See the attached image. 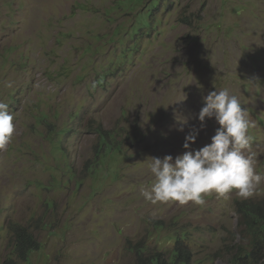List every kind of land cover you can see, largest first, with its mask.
Segmentation results:
<instances>
[{"label":"rangeland","instance_id":"1","mask_svg":"<svg viewBox=\"0 0 264 264\" xmlns=\"http://www.w3.org/2000/svg\"><path fill=\"white\" fill-rule=\"evenodd\" d=\"M221 89L248 111L245 155L264 176V0H0V101L15 126L0 151V264L17 262V226L40 246L20 264H132L129 248L167 254L182 234L190 264H227L245 199L141 195L149 158L182 155L194 130L189 150L211 142L218 124L197 117ZM106 131L121 150L98 160ZM248 199L264 201V183Z\"/></svg>","mask_w":264,"mask_h":264},{"label":"clouds","instance_id":"2","mask_svg":"<svg viewBox=\"0 0 264 264\" xmlns=\"http://www.w3.org/2000/svg\"><path fill=\"white\" fill-rule=\"evenodd\" d=\"M213 118L219 127L209 144L189 150L198 135V130H194L185 136L182 155L175 159L170 155L162 159L149 158L154 181L150 187L141 189L146 201L152 204L178 202L180 205L191 202L203 206L205 197L211 194L217 199H227L228 194L235 191L240 198L248 199L264 183V176L255 171V162L245 155L253 142L248 111L228 89L212 91L203 99L197 117L201 130L204 122ZM13 119L9 104L0 101V151L12 142Z\"/></svg>","mask_w":264,"mask_h":264},{"label":"trees","instance_id":"3","mask_svg":"<svg viewBox=\"0 0 264 264\" xmlns=\"http://www.w3.org/2000/svg\"><path fill=\"white\" fill-rule=\"evenodd\" d=\"M156 8L157 5H153L145 16H138L137 26L133 28L134 33L149 25L146 18L153 15ZM148 12L150 14H147ZM111 134L110 131L101 132L100 146L102 151L98 155V160L106 155L107 149L113 152L121 150L120 145L111 143L114 137ZM235 213L238 216V237L241 241L234 245L233 253L227 264H264V201L237 200L235 201ZM160 226L161 224L157 227ZM12 232L14 242L11 253L15 255L17 262L15 263L12 258H8L2 264L26 262L29 254L40 248L29 228L24 226L12 227ZM184 237V234L175 236L174 248L167 254L157 251L152 252L143 242L129 248L134 255L132 264H190L189 251L180 245V241Z\"/></svg>","mask_w":264,"mask_h":264}]
</instances>
